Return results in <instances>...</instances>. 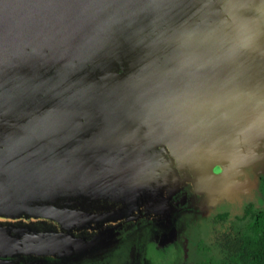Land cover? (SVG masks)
<instances>
[{
    "label": "water",
    "instance_id": "obj_1",
    "mask_svg": "<svg viewBox=\"0 0 264 264\" xmlns=\"http://www.w3.org/2000/svg\"><path fill=\"white\" fill-rule=\"evenodd\" d=\"M263 158L264 0H0L1 197L35 253Z\"/></svg>",
    "mask_w": 264,
    "mask_h": 264
},
{
    "label": "flooded vegetation",
    "instance_id": "obj_2",
    "mask_svg": "<svg viewBox=\"0 0 264 264\" xmlns=\"http://www.w3.org/2000/svg\"><path fill=\"white\" fill-rule=\"evenodd\" d=\"M2 169L9 177V164H3ZM212 170L223 175L227 168L216 163ZM241 178L244 189L237 196L231 192L229 198L225 197L227 188L209 195L207 191L196 192L191 183L168 186L165 193L172 194L162 211L147 213L143 209V215H139L137 210L130 217L109 221L104 233L97 236L94 224L89 228L76 227L74 235L85 237L92 247L73 248L64 256L35 253L43 248L31 247L25 241L29 232L15 233L14 224L29 225L25 220L21 223L12 218L14 205L4 203L0 187V264H152L153 260L150 262L147 256L151 248L160 254H174L170 257L171 264H200V259L206 256L228 260L229 252L243 243L247 219L264 211V158L257 165L245 166ZM35 228L42 231L46 225L37 223Z\"/></svg>",
    "mask_w": 264,
    "mask_h": 264
},
{
    "label": "trees",
    "instance_id": "obj_3",
    "mask_svg": "<svg viewBox=\"0 0 264 264\" xmlns=\"http://www.w3.org/2000/svg\"><path fill=\"white\" fill-rule=\"evenodd\" d=\"M239 249L230 251L228 260L206 256L200 264H264V211L247 219Z\"/></svg>",
    "mask_w": 264,
    "mask_h": 264
},
{
    "label": "rangeland",
    "instance_id": "obj_4",
    "mask_svg": "<svg viewBox=\"0 0 264 264\" xmlns=\"http://www.w3.org/2000/svg\"><path fill=\"white\" fill-rule=\"evenodd\" d=\"M14 228H15V230H17V232H15V233H20L21 235H23L24 231L27 230V227L21 226V225L15 226V224H14ZM173 255H171V253H169V252L160 254L159 252H156L153 248H151L150 251L148 252L147 256H148L150 262L153 260L152 264H171L172 259L170 257Z\"/></svg>",
    "mask_w": 264,
    "mask_h": 264
}]
</instances>
